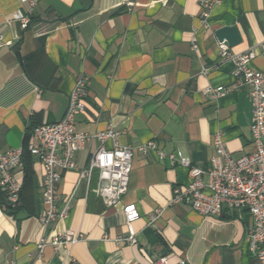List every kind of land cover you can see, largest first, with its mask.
I'll use <instances>...</instances> for the list:
<instances>
[{"label": "crops", "instance_id": "obj_1", "mask_svg": "<svg viewBox=\"0 0 264 264\" xmlns=\"http://www.w3.org/2000/svg\"><path fill=\"white\" fill-rule=\"evenodd\" d=\"M33 1L0 0V152L24 146L35 125L60 120L82 76L89 85L78 129H116L117 136L93 138L75 153L77 168L60 170L55 205L69 210L48 225L38 218L44 168L26 153L15 171L22 205L6 207L0 194V264H151L163 256L169 264H262L245 239L253 223L247 210L226 206L221 216L205 217L172 203L174 187L189 182L187 168L138 151L128 190L113 206L94 193L96 178L88 182L80 172L115 141L155 140L203 169L218 132L234 158L252 152L250 87L233 77L234 57L254 52L251 66L264 72V0H222L206 24L199 0ZM17 13L30 16L26 28ZM224 26L242 35L228 58L220 57L216 36ZM220 85L225 94L206 92ZM127 205L140 212L135 244L119 241L128 235ZM68 230L83 236L53 244Z\"/></svg>", "mask_w": 264, "mask_h": 264}, {"label": "built area", "instance_id": "obj_2", "mask_svg": "<svg viewBox=\"0 0 264 264\" xmlns=\"http://www.w3.org/2000/svg\"><path fill=\"white\" fill-rule=\"evenodd\" d=\"M30 6L33 0H26ZM222 0H199L202 7V21L206 24L214 8ZM23 28L30 23V16L17 13ZM221 58L231 57L226 41L218 45ZM254 52L239 54L234 57L233 77L236 81L249 85V99L253 115L251 124L252 152L234 158L227 149L224 137L217 133L214 137V155L206 169L194 165L192 159L177 149L165 152L155 140L128 146L114 142L112 147L101 146L93 152L88 165L80 176L91 182L96 178L94 193L108 205H117L128 190L130 175L133 169L135 154L139 151L145 155L153 153L157 160L168 159L172 166H183L188 169L189 182L177 185L173 189L172 203L188 204L193 210L205 217L221 216L227 206L232 211L247 210L253 223L246 234L250 251L264 264V72L253 68L251 61ZM207 71V70H206ZM89 85V78H79L68 96V104L63 117L54 122L35 125L26 134V143L19 148L0 152V187L12 207L22 205V182L15 171L24 168V154L28 151L44 168V180L41 188L43 199L39 220L48 225L58 218L67 216L69 206L59 209L55 205L57 184L61 181L60 170L77 168L75 153L82 150L93 138L102 143L114 140L116 129L101 131L96 134L82 132L77 126V115L85 111L84 96ZM213 97L226 92L223 85L210 86L206 90ZM207 177V179H206ZM128 235L119 241L137 243V232L133 222L140 217L134 205L124 206ZM157 218L149 217L150 222ZM81 233L71 230L56 235L53 244L71 245L82 238ZM44 240L38 244L42 253ZM184 264V261L180 262ZM151 264H169L167 256L152 261Z\"/></svg>", "mask_w": 264, "mask_h": 264}, {"label": "water", "instance_id": "obj_3", "mask_svg": "<svg viewBox=\"0 0 264 264\" xmlns=\"http://www.w3.org/2000/svg\"><path fill=\"white\" fill-rule=\"evenodd\" d=\"M219 41H226L229 46H236L242 42V35L237 26H224L216 30Z\"/></svg>", "mask_w": 264, "mask_h": 264}, {"label": "trees", "instance_id": "obj_4", "mask_svg": "<svg viewBox=\"0 0 264 264\" xmlns=\"http://www.w3.org/2000/svg\"><path fill=\"white\" fill-rule=\"evenodd\" d=\"M28 151H26L25 152V154H24V166H25V155H26V153H27ZM29 153V152H28ZM30 154V153H29ZM31 155V154H30ZM32 156V155H31ZM33 157V156H32ZM26 168H27V165H26ZM23 189V188H22ZM0 194H2L3 196H4V201H2V204L3 205H5L6 207H8V206H11L8 202H7V200H6V195H5V193L2 191V189H1V187H0ZM1 203V202H0ZM16 208H18V207H16Z\"/></svg>", "mask_w": 264, "mask_h": 264}]
</instances>
